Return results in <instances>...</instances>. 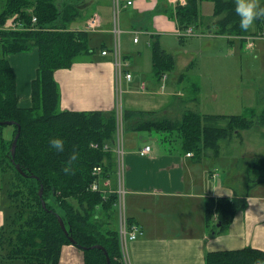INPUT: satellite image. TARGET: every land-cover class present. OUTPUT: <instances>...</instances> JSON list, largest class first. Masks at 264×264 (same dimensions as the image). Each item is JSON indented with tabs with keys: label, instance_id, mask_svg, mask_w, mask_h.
<instances>
[{
	"label": "trees",
	"instance_id": "16d2710c",
	"mask_svg": "<svg viewBox=\"0 0 264 264\" xmlns=\"http://www.w3.org/2000/svg\"><path fill=\"white\" fill-rule=\"evenodd\" d=\"M56 1L0 0V121L13 120L20 124L14 162L23 171L21 174L16 170L10 155L17 127L12 124L11 134L5 138L2 134L5 124H0V154L3 153L0 167L5 175L7 169L11 171L9 177L6 176L4 193L10 210L6 211V223L0 229V245L9 258H20L28 264H58L61 247L72 244L68 238L71 235L75 246L82 252L83 264H106L103 251L90 248L94 244L104 247L110 264H124L116 228V194L106 192L103 196L90 189L94 180L114 176V154L90 144L113 143L115 111L60 109V89L53 77L54 70L71 67L82 56L91 54L93 48L89 45L87 31L68 28V24L80 14L79 6L68 3L59 8ZM202 1L205 0H185L183 4H176L173 11L170 7L164 11L176 19L180 30H185L197 24ZM208 1L212 3L218 36L226 39L242 37L262 29L263 18L255 22L253 31L240 28V18L234 11L235 0ZM14 13L26 28H3L6 18ZM32 16L36 17L35 22L31 21ZM158 44L155 40L152 42L151 61L154 75L161 78L163 73L173 70L175 58ZM31 49L37 50L38 62L30 82L31 102L23 107L16 95L15 71L5 54ZM192 66L193 62H190L177 79L187 84L193 81L188 87L192 100L196 101L198 83L185 74ZM152 114V111L124 109L122 121L125 126L131 122L135 130L174 131L181 148L198 157L207 149L216 156L220 140L229 139L252 126L264 125V103L259 111L252 107L237 115H208L186 109L178 118H144ZM210 119L227 123L217 126L218 122L209 123ZM54 136L65 140L63 153L50 149L48 140ZM73 151L77 152L78 158L72 163L73 172L66 174L63 168ZM96 165L103 166L101 175L92 173ZM246 166L247 170L260 171L264 176V156H253ZM263 176L254 179L247 177L246 172V190L241 196L206 198L205 224L214 234L224 232L235 213L247 206L248 189L263 180ZM40 187L41 196L38 195ZM42 201L45 207H42ZM58 216L62 218L68 235L62 231ZM258 260H264V251L250 245L210 250L204 255V264H257Z\"/></svg>",
	"mask_w": 264,
	"mask_h": 264
},
{
	"label": "crops",
	"instance_id": "0c3cea01",
	"mask_svg": "<svg viewBox=\"0 0 264 264\" xmlns=\"http://www.w3.org/2000/svg\"><path fill=\"white\" fill-rule=\"evenodd\" d=\"M125 1L122 0L118 15L120 33L123 32L120 42L118 41V48L128 62L124 68L130 71L132 77L122 79L128 87L135 82L139 88V92L126 89L125 109L153 112L152 115L144 117H168L173 109L185 106L182 102L192 101L198 105L199 86L197 100L194 101L192 95L181 88L185 87V82L179 83L178 79H174L177 83L171 84L167 78H157L152 70L151 58L150 68L145 73H142L146 69L141 65L142 60L134 65L131 58L135 51L141 54L145 50L142 46H149L151 39L157 42L160 40V46L168 51L169 48L162 46V37H165V40L173 38L172 43L175 44V37L181 39L192 36L179 35L178 31L181 30L176 19L164 11L169 7L173 11L176 4H183L185 0H130V5H124ZM80 2L82 4L78 5L79 8L88 7L89 10L82 14L79 9L80 14L68 24V28L87 31L88 18L94 14L98 15L100 24L95 30L87 31L90 47L95 50L97 48L98 52L96 55L91 53L82 57L69 68L54 70L53 77L60 89L59 105L62 110L107 112L114 109L116 99L115 66L111 51L114 47L112 0ZM214 20L213 18L212 21ZM135 36L137 41H133ZM105 49L107 53L102 54L101 51ZM8 61L16 73L18 103L23 107L29 106L30 82L35 75L38 52L36 49L17 52L12 54ZM15 65L22 69V82ZM136 75L142 78L136 79ZM141 80L146 81L150 88H141ZM170 84L176 89L173 90ZM167 85L172 90H166ZM256 96L261 97L262 94L258 95L256 92ZM258 102H264V98H258L257 104ZM252 107L258 111L262 108L246 103L240 107V112L244 113L247 108ZM215 111L201 114H218ZM237 114L240 113L233 115ZM132 126L131 122L127 124L128 130L123 141L124 205L127 217L138 223L142 232L136 239L127 241V258L122 255L124 264L125 259L127 264H204V255L210 250L235 249L247 245L264 251V179L248 189L247 206L235 213L225 231L214 234L205 224L206 198L245 194L243 174L229 173V164L234 160L230 159L228 168L221 171L218 162L221 158L220 145L216 156L213 153H205L212 158L208 161V156L205 157L204 154L201 157L193 152L189 156L186 155L187 152L181 145L178 149L172 148L161 132L135 130ZM247 132L246 129L241 130L240 134H234L229 140L232 141L235 137L243 138ZM145 145H150L151 152L139 154V149ZM247 155L250 156L244 158L251 159L255 156L252 152ZM235 180L239 181L237 187L234 186ZM3 198L6 206L2 205L0 195V227L5 222L8 210L5 194ZM58 264H83L81 250L73 244L63 245Z\"/></svg>",
	"mask_w": 264,
	"mask_h": 264
},
{
	"label": "rangeland",
	"instance_id": "374dc122",
	"mask_svg": "<svg viewBox=\"0 0 264 264\" xmlns=\"http://www.w3.org/2000/svg\"><path fill=\"white\" fill-rule=\"evenodd\" d=\"M84 2V1H83ZM73 3L75 5H80L82 2L80 0H57L56 5L59 8H62L64 4ZM113 3V1H112ZM82 14L89 10L88 7H80ZM79 10V13H80ZM79 15V14H78ZM216 19L212 13V3L208 0L202 1L199 3V18L197 24L191 26L194 30V35L178 39L175 37V44L173 38L165 40V37H162V46L169 48V52L173 54L175 58V65L171 72L166 73V78L172 84L177 83L175 80L177 76L185 71L186 66L189 62H193V66L190 70H187L185 74L190 76L192 79H195L199 86V97L200 100L198 105L192 101L182 102L185 106L182 108L173 109L168 118H178L181 115V112L186 109H195L198 112H218L220 115H233L234 113H240V107L243 104L248 105H257V108H261L264 102H258L257 99L264 98V18L262 20V29L256 33L260 35L258 37H238L232 36L229 38H221L218 34L215 33L216 26L212 21ZM256 25L250 29L251 31L255 30ZM208 36L207 34H210ZM123 32L120 33L118 41L120 42ZM143 36L141 37V40ZM154 39L150 40V44L142 46L145 50L141 54H138L136 51L132 53L133 64H139L142 60V67H146L142 73H145L150 68V53L151 45ZM252 42V47L248 43ZM160 42V40H159ZM158 42V43H159ZM141 44V43H140ZM138 44V45H140ZM161 44V42H160ZM158 44V45H160ZM248 44V46H247ZM93 48V47H92ZM112 49V48H111ZM97 51L93 48V54ZM15 53L5 54L6 58L9 60V57ZM96 55V54H95ZM85 57V56H82ZM81 57V58H82ZM15 68L22 82V69L20 66L15 65ZM133 69V67H132ZM15 71V70H14ZM16 75V73H15ZM141 76L136 75V79H141ZM175 79V80H174ZM134 80V79H133ZM146 82V81H145ZM184 82V81H183ZM193 81H188V84H185L184 90L190 93V88L188 85L192 86ZM182 83V82H179ZM170 84V85H171ZM22 87V84H21ZM172 89L173 86L171 85ZM132 89L135 92H139L138 84L133 82L130 87L125 83V80L122 79L120 82V89L122 90L119 99L121 101L122 109L126 108L125 104V91L126 89ZM150 88L148 83H146V89ZM168 85L166 90H172ZM176 89V88H174ZM173 89V90H174ZM256 92L262 94L261 97L256 96ZM253 93V95H252ZM191 94V93H190ZM140 94H135L139 96ZM172 99V98H171ZM179 106V104H178ZM182 110V111H181ZM237 110V111H236ZM164 115L144 118H154V117H163ZM166 117V116H164ZM218 122L215 124L217 126L226 125L227 121L210 119L209 123ZM12 125L6 124L2 127L3 137L8 138L11 134ZM126 126L122 123V130L120 136L124 141V134L127 132ZM244 134L243 138H232V141L229 139H223L219 141L220 152L218 161L220 164L221 171L228 168V161L234 160V162L229 164V173L241 175L240 170H242L243 179L245 180V173L247 172V177L251 178H260L263 176V173L257 170H247L246 165L249 161L248 158L250 155H247L249 152H252L255 156H264V127L263 126H252ZM170 146L174 149L179 148V139L174 131L163 133ZM8 150V143L5 144ZM211 154L212 151L207 149L204 152V156H208L205 153ZM244 153V155H243ZM247 153V154H246ZM3 154V153H2ZM0 154V155H2ZM213 156V155H212ZM234 157V159H232ZM212 158L208 156V161H211ZM217 163V162H215ZM10 169V168H9ZM7 169V173L2 171L0 167V195L1 203L6 206V201L3 198L5 193L6 185V176L9 177L11 171ZM264 177V176H263ZM238 180L234 181V186L237 187ZM10 210V207H7ZM6 223V222H4ZM4 223L2 227L4 226ZM0 227V229L2 228ZM113 227H115L113 225ZM104 229V228H103ZM0 264H28L20 258H9L5 255V250L0 245Z\"/></svg>",
	"mask_w": 264,
	"mask_h": 264
},
{
	"label": "built area",
	"instance_id": "2783aa9c",
	"mask_svg": "<svg viewBox=\"0 0 264 264\" xmlns=\"http://www.w3.org/2000/svg\"><path fill=\"white\" fill-rule=\"evenodd\" d=\"M126 4H131L130 0L126 1ZM120 0H113V18H112V31L114 33V39L116 41L115 47L113 50V59H114V66H115V77H114V84L116 90V100H115V112L117 117V124H116V133L114 137V144L111 147L108 143H98V142H91L90 146L93 148H101L104 151L111 149L114 154V175L116 179V188L110 189V179L108 176L102 178L100 181H94L91 183L90 188L93 191H100L102 195L104 192H114L116 194L115 199V208L117 212V220H118V237L120 241V247L122 251V255L124 258L126 257V242L128 240L135 239L142 231L140 226L135 222H129L128 218L125 213L124 208V193L125 189L123 187V176H124V149H123V141L122 136H120L121 128V102L119 96L121 95L120 91V82L122 78L130 79L132 74L124 70V66L127 65V62L124 61L119 53L118 46H117V39L120 33L119 24H118V14L120 12ZM32 20L35 21V16L32 17ZM100 24V18L96 15L95 18L89 19L86 25V28L89 30L95 29ZM20 23H16L13 18L6 21V27H16L19 26ZM192 28H187L183 33H179L180 35H186L192 33ZM134 41L137 40V37L133 39ZM250 46L252 43H248ZM106 51L102 50V54H105ZM141 88L145 87V83L141 82ZM139 154L145 155L151 152L150 145H145L144 147L139 149ZM188 155L190 153H187ZM103 172L102 165H96L92 168V173L95 175H101ZM108 188V189H106ZM127 264V259H125Z\"/></svg>",
	"mask_w": 264,
	"mask_h": 264
},
{
	"label": "clouds",
	"instance_id": "9594fccd",
	"mask_svg": "<svg viewBox=\"0 0 264 264\" xmlns=\"http://www.w3.org/2000/svg\"><path fill=\"white\" fill-rule=\"evenodd\" d=\"M234 11L240 18V28L247 31L254 26L259 18H264V0H235ZM48 144L50 149L57 153H63L65 151V140L60 136L50 137ZM77 158V152L73 151L63 168L66 174L73 172L72 163ZM257 264H264V260H258Z\"/></svg>",
	"mask_w": 264,
	"mask_h": 264
},
{
	"label": "water",
	"instance_id": "95a60500",
	"mask_svg": "<svg viewBox=\"0 0 264 264\" xmlns=\"http://www.w3.org/2000/svg\"><path fill=\"white\" fill-rule=\"evenodd\" d=\"M0 124H15L16 127H17V130H16V133L14 134V137L12 139V143L10 145V155H11V162L14 163V166L16 168L17 171H19L21 174H23V171L22 169L20 168V166L14 162V153H15V147H16V143H17V140H18V137H19V134H20V124L13 121V120H3V121H0ZM41 191H42V188L40 187L39 191H38V195L41 196ZM42 207H45V203L44 201H42ZM57 220H58V223L62 229V231L64 232V234L68 235V231L67 229L65 228V225L63 223V220L60 216L57 217ZM68 238L69 240L71 241V243L73 245H75V240L72 238L71 235H68ZM90 248H99L103 251L104 255H105V258H106V264H110V258H109V255L107 253V251L104 249V247L101 245V244H94V245H91Z\"/></svg>",
	"mask_w": 264,
	"mask_h": 264
},
{
	"label": "bare ground",
	"instance_id": "6f19581e",
	"mask_svg": "<svg viewBox=\"0 0 264 264\" xmlns=\"http://www.w3.org/2000/svg\"><path fill=\"white\" fill-rule=\"evenodd\" d=\"M95 17H96V15L94 14V15L90 16V17L88 18V20H89V19H92V18H95ZM88 20H87V23H88Z\"/></svg>",
	"mask_w": 264,
	"mask_h": 264
}]
</instances>
